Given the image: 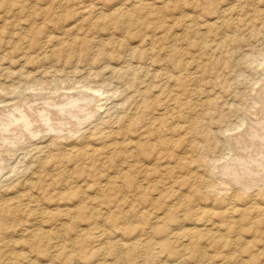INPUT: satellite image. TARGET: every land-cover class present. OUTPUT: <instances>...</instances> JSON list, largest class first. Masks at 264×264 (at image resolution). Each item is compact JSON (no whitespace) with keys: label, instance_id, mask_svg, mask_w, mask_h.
<instances>
[{"label":"rangeland","instance_id":"374dc122","mask_svg":"<svg viewBox=\"0 0 264 264\" xmlns=\"http://www.w3.org/2000/svg\"><path fill=\"white\" fill-rule=\"evenodd\" d=\"M0 264H264V0H0Z\"/></svg>","mask_w":264,"mask_h":264},{"label":"bare ground","instance_id":"6f19581e","mask_svg":"<svg viewBox=\"0 0 264 264\" xmlns=\"http://www.w3.org/2000/svg\"><path fill=\"white\" fill-rule=\"evenodd\" d=\"M60 101V100H59ZM76 101V100H75ZM58 106V105H57ZM54 111V110H53ZM56 116V115H55ZM67 117V116H66ZM258 122V121H257ZM9 123V122H8ZM157 124V123H156ZM40 125V124H39ZM240 148V147H239ZM234 156V155H233ZM258 164V163H257ZM262 169V168H261ZM123 175H124V173H123ZM232 181V180H231ZM114 182V181H113ZM117 182V181H116ZM173 183V182H172ZM171 183V184H172ZM114 184V183H113ZM118 184V183H117ZM117 184H116V187H117ZM107 188V187H106ZM146 188V187H145ZM169 188V187H168ZM171 189V188H170ZM168 190V189H167ZM184 202V201H183ZM236 211V210H235ZM233 213V212H232ZM156 220V219H155ZM151 229H153V228H151ZM152 231V230H151ZM154 231V230H153ZM176 234V233H175ZM179 234V233H178ZM178 234H176V235H178ZM165 241V240H164ZM174 244V243H173ZM150 246V245H149ZM153 246V245H152ZM164 246L165 247H169L170 246V244L169 243H164ZM185 246V245H184ZM188 246V245H187ZM160 247V246H159ZM151 248V247H150ZM154 248V247H153ZM152 248V249H153ZM156 248V247H155ZM161 248V247H160ZM184 248V247H183ZM181 249V248H180ZM189 249V248H188ZM186 250V249H185ZM160 253V252H159Z\"/></svg>","mask_w":264,"mask_h":264}]
</instances>
